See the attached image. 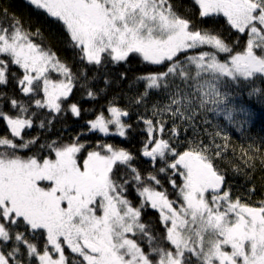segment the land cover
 Instances as JSON below:
<instances>
[{"label": "snow or ice", "instance_id": "obj_1", "mask_svg": "<svg viewBox=\"0 0 264 264\" xmlns=\"http://www.w3.org/2000/svg\"><path fill=\"white\" fill-rule=\"evenodd\" d=\"M26 2L62 25L68 46L78 50L79 60L86 65L126 63L133 55L151 65H166L163 71L136 78L144 84V90L133 102L141 104L150 92L164 90L169 103L163 108L154 105L153 116L170 113L188 123L194 138L187 142L186 150L178 151L169 139H163V120L141 117L148 134L142 155L154 164L157 158L164 162L158 173L170 169L183 179L180 185L170 180L179 193L177 200H171L166 190L146 186V181L160 186L157 175L143 177L134 166L132 152L111 144H102L99 147L103 152L89 151L80 159L77 154L85 145L78 142L63 146L53 142L48 147L54 151V159L39 153L19 155V150L30 149L39 140L38 136L24 140L22 135L33 126V120L25 116L28 108L17 99H9L10 105L19 109L15 116L0 104V121L10 132L0 136L4 149L0 151V264H25L23 257L27 264L33 260L38 264H264V200L253 206L240 196L233 197L216 163L230 137L215 131L209 135L220 137L224 144L217 145L215 139L211 145L205 144L196 125L198 117L208 124V113L223 114L242 130L253 115L237 103L236 97L246 87L250 89L249 98L258 97L264 103V88L252 87L257 79L264 83V0H192L199 18L223 17L230 29L246 34L240 51H235L239 41L229 44L218 30L197 27L176 10L172 0ZM0 11L8 15L6 9ZM11 20L8 26L0 24V55L5 57L0 59V86H7L10 77L16 79L9 65H17L23 69V76L16 82L24 94L37 93L34 82L43 78L44 98L34 100L37 107L56 114L70 111L79 117L82 107L68 101L75 82L85 81L81 87L89 98L99 94L87 87V70L73 72L50 46L44 45L39 28H26L15 14ZM34 36H40L41 43L35 42ZM204 46L211 51L179 59L180 54ZM221 53L225 54L223 59ZM49 69L61 73L64 79L51 80L46 75ZM120 77L126 78V73H120ZM4 99H8L7 93L0 92V100ZM108 111L111 118L101 112L87 122L90 128L108 134L109 126L114 125L119 136H126L131 125L122 118L129 112L114 104ZM237 114L245 119H235ZM40 127H45L44 121ZM169 131L170 138L179 135L178 126ZM156 134L161 135L158 138ZM241 151L245 165L252 167L249 161L254 157L248 150ZM130 181L137 184L136 191L142 197L139 206L126 195ZM148 208L158 210L157 223L162 232L151 220L142 219ZM20 223L32 233L45 235L42 249L23 232L6 226ZM10 241L15 243L9 250ZM65 247L74 254L71 260L65 255Z\"/></svg>", "mask_w": 264, "mask_h": 264}, {"label": "trees", "instance_id": "obj_2", "mask_svg": "<svg viewBox=\"0 0 264 264\" xmlns=\"http://www.w3.org/2000/svg\"><path fill=\"white\" fill-rule=\"evenodd\" d=\"M172 3L181 15L193 20L197 27L218 30L229 44L239 41V44L235 45L236 50H239L245 44L246 34H240L236 30L230 29L226 26L223 17L199 18L198 8L192 4V0H172ZM3 9L7 10L8 15L5 16L3 11H0V24L4 26L10 25L12 23L11 17L15 14L16 17L24 22L26 28L30 26L33 31L39 28L43 34L44 45L50 46L60 61L71 67L73 72H78L79 69L85 68L88 73L87 87L99 93L95 99L89 98L86 94V89L81 87L85 81L83 79L77 80L68 101L78 103L82 107L81 115L77 117L70 111H64L59 114L52 113L47 108H39L35 105V99L43 100L39 89L37 93L28 95L21 91V86L16 82L18 80L17 77L21 74V69L17 65L10 64L9 71L16 74V79L10 77L7 86H0V92L7 93L8 96V99L0 100V104H2L5 112L15 116L18 114L19 109L13 108L9 103V99H17L22 102L28 108L25 116L33 120V126L26 128L22 133L24 140L39 137L35 145H32L30 149L19 150L18 154L31 156L39 153L40 155L51 156L54 159L55 153L48 147L53 145V142H55V146L78 142L85 145V148L77 154L78 159H80L86 157L88 151L100 149L99 146L102 144H111L116 148H124L132 152L136 157L134 166L141 171L142 176L147 177L149 173L157 175L158 179L161 178L164 181L163 185L160 186L161 190L168 191L167 182L175 177L172 170L169 169L167 172L158 173L157 170L160 167H165V164H158V162L154 164L150 157L142 156V149L144 142L148 139V134L147 126L141 120V117L144 120L152 119L154 122L163 120L165 122V132L162 134L163 139H169L170 143L178 151L186 150L187 142L194 138L193 129L189 127L188 123L172 117L167 112L163 115L153 116L154 105L163 108L169 103L168 93L164 90L150 92L149 96L141 104L133 102V98L144 90V84L137 82L136 78L149 72L163 71L166 65H151L142 62L138 55L130 56L126 63L113 64L106 62L103 67L86 65L79 60L78 50L68 46V36L62 25H57L42 10L35 9L26 0H0V10ZM186 9H191V11ZM33 39L35 42L41 43L40 36H34ZM205 47L209 48L208 46ZM4 58L3 55H0V59ZM192 71L194 72L195 70L192 68ZM120 73H126V78L122 79ZM46 75L49 76L48 73ZM105 79L109 81L108 84H105ZM177 83H179L178 80ZM252 87L264 88V83L257 79ZM249 90L246 87L243 90V94L236 97L238 104H243L253 113L250 122L242 130L235 123L229 122L223 114L208 113L207 119L210 121L208 124L201 123V118L198 117L196 125L199 138L205 144L211 145L213 139H215L217 145L224 144L220 137L209 135V133H214L215 131H221L222 134L230 137L227 149L222 150L221 156L217 158L216 163L225 174L226 186H230L233 197L240 196L246 203L258 206V202L264 200V163H261V159L264 158V103H261L258 97L249 98L247 95ZM113 104L129 112L128 117L122 118L125 123L131 125V128L126 130V136H119L114 125L109 126L112 133L105 134L99 130L91 129L87 123L96 119L101 112L106 118H110L111 113L108 108L113 106ZM32 113H35V115L33 116ZM53 116H55V119H53ZM234 118L237 120L245 119L243 114H237ZM41 121L45 122V127L43 128L40 127ZM174 125L178 126L179 135L170 138L172 134L169 129H172ZM184 129H187V131H184ZM6 133L10 135L5 122L0 121V136ZM156 135L158 137L161 134ZM16 141L18 143L21 142L20 138H16ZM41 145L45 147L41 148ZM242 148L248 150L249 156L254 157L253 160L249 161V164L253 165L252 167L245 165L244 159H242ZM256 148H259L260 152L253 151ZM171 160L172 158L169 156L168 163ZM236 169L239 170L237 171ZM136 185L130 181L128 189H133ZM252 188H255L254 192L250 191ZM145 215L146 219L155 222V216L151 212L145 213ZM6 226L11 227L13 231L23 232L26 238L37 244L41 249L46 242V237L43 233H32L22 223ZM156 228L157 231L161 230L159 227ZM14 243V241L8 242L9 250ZM21 251H25L24 246L21 247ZM65 255L70 260L74 257V254L67 247H65ZM25 264H27L26 260Z\"/></svg>", "mask_w": 264, "mask_h": 264}, {"label": "rangeland", "instance_id": "obj_3", "mask_svg": "<svg viewBox=\"0 0 264 264\" xmlns=\"http://www.w3.org/2000/svg\"><path fill=\"white\" fill-rule=\"evenodd\" d=\"M51 19H53V18H51ZM54 20V19H53ZM55 21V23L57 24V25H59L60 23L59 22H57L56 20H54ZM242 48L243 47H241L239 50H236L235 49V51H240V50H242ZM200 51H211V48L209 47V48H206L205 46L204 47H202V48H200V49H196V50H188L186 53H182V54H180L179 55V59L181 60V61H184L185 60V56H192V55H196V54H198ZM224 55L225 54H223V53H221L220 54V57L223 59L224 58ZM192 68L194 69V66H192ZM21 69V68H20ZM195 70V69H194ZM20 75L17 77V79H19V78H22V76H23V69H21V71H20ZM47 74V73H46ZM48 74H49V78L51 79V80H53V81H60V80H63L64 79V76L61 74V73H58V72H56L55 70H53V69H49V72H48ZM52 74V75H51ZM34 84H35V86L36 85H38V89H39V92H40V94L43 96V98H44V93H43V90H42V88H43V78H41V80L39 81V82H34ZM111 118V117H110ZM110 129V128H109ZM112 133V131L110 130L109 131V133L108 134H111ZM158 138H159V136H158ZM149 147H151V145L149 146ZM4 149L2 148V147H0V151H3ZM95 149H92L91 151H94ZM97 151H104V150H102L101 148L100 149H96ZM89 152V151H88ZM87 152V153H88ZM84 158H86V157H84ZM157 162H158V164H163L164 162L163 161H161L159 158H157ZM156 162V163H157ZM171 162H172V160H171ZM170 162V163H171ZM172 172H173V170H172ZM157 179H158V176H157ZM172 179H175L176 180V183H177V185H180V184H182V182H183V179H182V177H180V176H178V175H175V177L174 178H172ZM160 181H161V184H160V186H162L163 185V183H164V181L160 178L159 179ZM136 184V183H135ZM146 186L147 185H151L152 187H155L156 188V190H158V191H163V190H161V188H160V186H156L155 184H154V182H148V181H146ZM167 184H168V191H167V194H168V196H169V199H171V200H177L178 199V196H179V193H178V189L177 188H174L173 186H172V184L170 183V180H169V182H167ZM137 185L133 188V189H127V192H126V195H127V197L130 199V200H132V202H133V204L135 205V206H139V202L142 200V197H140L139 196V194H138V192L136 191V189H137ZM134 193V194H133ZM148 212H151L154 216H155V222L154 221H152V224H153V226L154 227H159L161 230H159L158 232H162L163 231V228H162V226H160L158 223H157V218H158V210H156V209H151V208H148V209H146L145 210V212H144V214H143V216H142V219L144 220V221H149L148 219H146L147 217H146V215H145V213H148ZM49 250L51 251L52 249H51V246H49ZM25 260H26V257H23ZM27 261V260H26ZM32 264H38V262L36 261V260H33L32 261Z\"/></svg>", "mask_w": 264, "mask_h": 264}, {"label": "water", "instance_id": "obj_4", "mask_svg": "<svg viewBox=\"0 0 264 264\" xmlns=\"http://www.w3.org/2000/svg\"><path fill=\"white\" fill-rule=\"evenodd\" d=\"M143 156V155H142ZM143 157H145V156H143Z\"/></svg>", "mask_w": 264, "mask_h": 264}]
</instances>
